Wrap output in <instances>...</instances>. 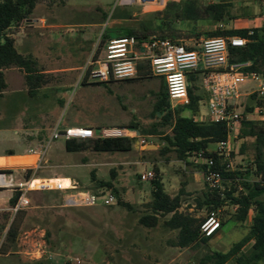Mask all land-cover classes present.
Here are the masks:
<instances>
[{
    "label": "rangeland",
    "instance_id": "374dc122",
    "mask_svg": "<svg viewBox=\"0 0 264 264\" xmlns=\"http://www.w3.org/2000/svg\"><path fill=\"white\" fill-rule=\"evenodd\" d=\"M230 1L233 15L239 12L240 6H252L259 11L257 21H260L264 3ZM155 7L140 3L125 5L121 4V0H39L27 23L43 16H57L61 18V23L68 24L57 29V39L83 43L91 36L93 44L89 54L95 53L96 57L100 53L98 57L103 58L104 33L109 31V26H113L111 14L115 9L129 10L127 21L123 24L136 27L150 19L149 14ZM189 24H176L180 30L169 37L188 46L195 43L197 47L206 34L200 32L195 35L186 31ZM16 30L17 27H12L8 33L13 34ZM30 38L43 41L46 33L37 28ZM74 45L62 46L69 55L74 52ZM76 52L63 58V61L76 62L79 51ZM64 53L60 52V56ZM48 80L46 83L50 82ZM97 82L112 94L109 101L112 113L105 118L107 127L100 131L122 127L131 130L135 136L130 137L132 147L127 151H95L92 140L98 137L85 140L81 150H66L65 138L51 139L47 130L54 121L59 123L65 112L60 114L48 110L41 114L45 108L40 107L35 98L28 102L21 98L19 107H26V110L20 113L15 109L16 105L8 103L1 112L0 153L34 148L40 150L45 160L41 161L42 166L33 176L32 187L37 189L27 192V207L14 211L8 202L10 190L0 189V264H33L38 260L52 264H212L208 254L213 250L227 251L248 232L253 208L244 222L238 221L234 216L236 206L226 199L222 191L212 190L206 185L201 160L192 154L180 159L172 148L167 147L164 136L170 133V128L154 112L157 94L165 88L164 77L152 74L146 62L131 78ZM194 91L201 93V78L198 75ZM248 99L251 98H245ZM170 104L171 107L178 106ZM200 108L207 111L205 103H201ZM183 112L189 111L184 109ZM15 127L19 128L16 130ZM37 127L46 130L38 132ZM140 138H145L148 145L138 144ZM241 144L240 138L232 142V168L242 171L243 177L253 179L246 171L251 167L252 150L247 146L241 153ZM35 158L16 156L7 158V162L17 165ZM3 163L2 157L0 165ZM16 171L17 179L24 177V171ZM148 171L153 172L152 177L143 179L142 174ZM45 173L55 174L58 178H39ZM156 177L170 196L179 194V211L191 215L198 222L212 211L218 214L223 225L211 239L190 247L174 246L172 242L177 239L178 229L164 225L171 214L158 215V222L152 227L139 222L142 215L152 213V179ZM101 182H110L111 186L101 185ZM70 184L94 192L112 191L115 201L110 205L100 202L91 206L66 205L65 196L69 190L55 187ZM215 199L219 200L217 206L211 203ZM251 244L248 242L236 256L248 254ZM234 258L228 264H234ZM250 264H264V258Z\"/></svg>",
    "mask_w": 264,
    "mask_h": 264
},
{
    "label": "trees",
    "instance_id": "16d2710c",
    "mask_svg": "<svg viewBox=\"0 0 264 264\" xmlns=\"http://www.w3.org/2000/svg\"><path fill=\"white\" fill-rule=\"evenodd\" d=\"M39 0H0V95L5 90V70L9 67H17L25 72V83L28 93L32 95L36 88L47 82L44 73L36 69L35 60L31 56L20 54L14 47V39L8 30L12 27H19L27 23L29 16L35 9ZM230 3L213 2L204 4L203 0H179L170 1L162 11L153 13L155 28L164 36L165 31L180 29L176 24L190 23L186 29L192 31L198 19L205 16L213 19L214 22L221 21L225 16L230 18ZM252 35H248L250 29H222L215 28L203 33L206 37L217 35H240L248 37V41L242 47H231L229 49L228 62L239 65V72H258L264 75V43L261 39V28H251ZM105 35V33H104ZM133 35L139 42L148 38V33L128 30L123 36ZM154 37V36H153ZM170 38V37H169ZM190 47V46H189ZM191 48V47H190ZM146 62V61H145ZM147 63V62H146ZM148 65V64H147ZM196 73L188 76V95L190 102L185 105L171 107L168 93L165 88H161L157 94V101L154 104V112L160 115L163 124L170 128V133L164 136L167 147L172 148L178 158L185 159L195 152L204 150V156H211L214 159L213 167L221 170L223 176L222 187L212 189L222 191L226 199L236 206L235 218L244 222L249 215L251 208L253 214L250 219L248 232L239 240L234 242L227 251L213 250L207 255L212 260V264H228L232 257L234 264H250L264 258V121L243 119L238 127V138L242 139L240 152L243 153L247 146L252 150L251 167L247 172L254 178L243 177V172L238 169H227L222 164V157L214 151L215 144L227 137V128L224 122H217L211 119H195L199 112L201 96L194 91V81ZM252 103L246 107V111H251L256 100L255 95H251ZM188 109V113L183 110ZM85 140L89 139H69L65 142L68 151L81 150L85 146ZM132 139L126 136H104L92 140V148L95 151H127L132 147ZM168 148H165L167 150ZM233 147L230 156L233 157ZM202 162L203 173L206 163ZM32 170L26 168L23 176L30 177ZM153 199L150 202L151 214H144L139 218V222L147 227H152L158 222V215L171 214L164 221V225L171 229H178L177 239L172 243L174 246L190 247L206 243L212 236H202L200 234V223L189 214L179 211L180 196L176 194L170 196L165 192L163 184L159 178L152 179ZM223 183H226L223 187ZM101 185L111 186L110 182H101ZM227 187V188H226ZM101 195L103 192H96ZM20 192L15 191L9 198V204L13 206ZM219 198V194L217 196ZM219 200H211L215 206ZM204 219V218H203ZM202 219V220H203ZM201 220V221H202ZM220 225L223 222L220 220ZM220 226V228H221ZM252 242L251 250L248 254L236 256L241 249ZM33 264H52L42 260Z\"/></svg>",
    "mask_w": 264,
    "mask_h": 264
},
{
    "label": "built area",
    "instance_id": "2783aa9c",
    "mask_svg": "<svg viewBox=\"0 0 264 264\" xmlns=\"http://www.w3.org/2000/svg\"><path fill=\"white\" fill-rule=\"evenodd\" d=\"M122 2L138 1L147 4H163L165 0H121ZM213 2L214 0H209ZM264 3V0H252ZM261 39L264 43V25ZM253 30L248 31L252 35ZM248 37L240 35H217L204 38L196 47H189L185 43L168 37L154 36L139 42L135 36H119L106 42L103 58L89 61L90 76L99 82L127 79L133 77L141 61H146L152 74L164 77L166 91L173 105H185L190 102L188 95V76L196 73L201 78V99L207 106L208 119L224 122L227 128V137L215 144L214 151L222 157V164L232 169L230 152L232 142L238 138V127L243 119L264 121V75L258 72H239V65L228 62L229 49L242 47ZM87 66V67H88ZM87 70V68H86ZM249 82L253 84L248 95H255L256 100L251 111H246L245 102L241 99L242 87ZM62 136L69 139H91L104 136L134 137L135 134L128 128L103 130L98 134L90 127L70 126L63 131L54 130L51 139ZM140 145H148L145 138L137 140ZM204 150L195 152V156L206 163L204 180L210 189L222 187L223 176L221 170L213 167L214 159L205 157ZM27 163H22L25 165ZM14 165V164H12ZM26 168H20L24 171ZM15 169L0 170V189H8L20 194L16 203L11 207L14 211L28 206L27 192L37 189L31 186L34 177L17 179ZM153 172L142 174V178L152 177ZM65 196L66 205L91 206L98 202L110 205L115 201L112 191H105L101 195L88 188H80L70 184ZM39 189V188H38ZM41 189V188H40ZM220 218L214 211L207 214L201 221L199 229L202 236H212L220 229Z\"/></svg>",
    "mask_w": 264,
    "mask_h": 264
},
{
    "label": "crops",
    "instance_id": "0c3cea01",
    "mask_svg": "<svg viewBox=\"0 0 264 264\" xmlns=\"http://www.w3.org/2000/svg\"><path fill=\"white\" fill-rule=\"evenodd\" d=\"M170 1L179 0H165V3L163 4H151L155 5L156 7L153 12H150V19L146 22H140V24H138V26L136 27L123 24L127 21L126 18L129 14V10H126L125 8H122L120 10L115 9L111 14V21L113 23V26H109V31L105 33V42L103 44V48H105L106 42L109 39L123 36L130 29H135L136 31L140 32H146L148 33V38L160 35L161 32L155 28V24L154 22H152V14L157 11H162L165 8L166 4ZM213 2L231 3L230 0H214ZM213 2L206 0L204 4ZM134 3L147 4L138 1H121V4L125 5H132ZM240 7L241 9L239 10V12L236 15H233V8L230 4V18L225 16L221 21L214 22L213 19L205 16L204 18L198 19L196 21V23L194 24L195 27L192 31H186L197 35V33H203L215 28H262V26L264 25V13L260 14L261 19L258 22V10H254L252 6H250L249 8H244L243 6ZM60 20L61 18L57 16L48 15V17H39L37 20H35V22L20 25L12 34L14 39V47L16 48V50L24 56H31L35 60L36 69L39 72L44 73L47 82L49 81L48 79H50V82L36 88L34 93L30 95L25 83L24 70L17 67H9L5 70V81L7 86L0 95V114L1 112H3L7 103V105L11 104V106L16 105L15 109L18 113H20L26 110V107H19L21 98H23L24 102H28L35 98V100L38 99L40 107L44 106L45 108L44 111H41V114H43V112H47L48 110H55L60 114L61 112H65L62 120L59 123L56 120L47 128V130L49 131V136H52L54 130L63 131L65 128L70 126L90 127L98 134L101 129L107 127L105 126V118L109 113H112L110 111L109 103L112 94L109 93V90L106 91L104 88H101L97 80L93 79L88 74V68L92 67L88 66L89 61L91 59L99 58L98 55L100 53L96 57L94 52V54L92 55L89 54L91 46L93 44L91 36H89L87 38V41L83 43L77 41L66 42L57 39L55 37L57 29L68 26V24L61 23ZM37 28L43 29L46 33V38L43 41H33V39L30 38L32 32ZM175 31L176 30L165 31L163 34L164 36L169 37L174 35ZM189 39H191V37ZM64 44H75L73 51L75 53H78L76 51H79V57L76 62L73 63L72 61H63V58L65 59L67 58V56L74 53L72 52L68 55V53H66L65 47L62 46ZM83 44H86V46H84ZM189 46L195 47V43H191ZM63 51L65 53L61 54L60 56V52L63 53ZM144 62L145 61H141L139 63L138 70L142 68ZM252 85L253 84L244 85L242 87L243 95L241 99L245 102L246 107L252 103L251 99L245 100V98H251V95H248V92ZM201 103L203 102H200V104ZM195 119H208L207 111L205 112L201 110L200 105L199 112L195 116ZM15 128L17 130L19 127ZM35 129L38 132L46 130L44 129V127H37ZM38 138H40L39 145H41L42 140L39 136V133ZM16 156H36V159L25 165H22V163L17 165H12L9 163L5 164L7 158ZM2 157L4 158V163L3 165H0V170L19 169L20 171V168L22 167L30 168L32 170L30 176L32 177L36 176V172L42 166L41 161L45 160L40 150L34 148H25L21 151H9L7 153H0V158ZM55 176V174L45 173L42 175V177L39 178H58ZM10 192L11 195L8 197V201L13 194L12 191Z\"/></svg>",
    "mask_w": 264,
    "mask_h": 264
},
{
    "label": "bare ground",
    "instance_id": "6f19581e",
    "mask_svg": "<svg viewBox=\"0 0 264 264\" xmlns=\"http://www.w3.org/2000/svg\"><path fill=\"white\" fill-rule=\"evenodd\" d=\"M35 157H36V156H35ZM35 159H36V158H35ZM35 159H34V160H35ZM34 160H30L29 162H32V161H34ZM29 162H18V163H29ZM7 163H8V162L6 161L5 164H7ZM9 164H14V163H9ZM33 180H34V178H33ZM33 180H32V182H31V183H32L31 186L33 185Z\"/></svg>",
    "mask_w": 264,
    "mask_h": 264
}]
</instances>
